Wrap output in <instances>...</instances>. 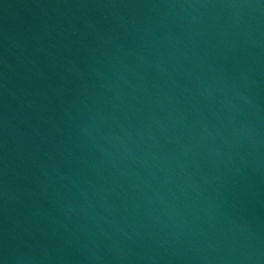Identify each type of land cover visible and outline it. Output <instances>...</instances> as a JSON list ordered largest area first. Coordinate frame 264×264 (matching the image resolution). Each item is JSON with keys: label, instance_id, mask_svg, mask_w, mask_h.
<instances>
[{"label": "water", "instance_id": "obj_1", "mask_svg": "<svg viewBox=\"0 0 264 264\" xmlns=\"http://www.w3.org/2000/svg\"><path fill=\"white\" fill-rule=\"evenodd\" d=\"M0 264H264V0H0Z\"/></svg>", "mask_w": 264, "mask_h": 264}]
</instances>
